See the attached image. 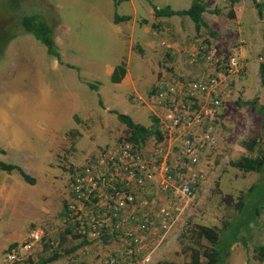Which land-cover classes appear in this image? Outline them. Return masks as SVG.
Returning a JSON list of instances; mask_svg holds the SVG:
<instances>
[{
    "label": "rangeland",
    "instance_id": "rangeland-1",
    "mask_svg": "<svg viewBox=\"0 0 264 264\" xmlns=\"http://www.w3.org/2000/svg\"><path fill=\"white\" fill-rule=\"evenodd\" d=\"M204 3L213 12V4ZM142 4L150 9L153 4L184 10L191 1L124 0L116 5L113 0H0V162L17 165L36 180L30 185L19 172L0 169V264H9L5 252L11 244L22 243L40 230L48 242L62 243L65 238L62 258L52 264H102L112 255L113 248L110 252L89 246L64 253L81 243L66 236L63 220L77 168L128 136L117 113L152 126L153 117L160 115L152 102L153 91L179 78L201 76L200 68L206 69L204 55L198 52L202 36L196 33L189 41L196 43L197 55L188 52L196 69L184 75L181 71L188 67L183 58L187 57L181 50L187 46L164 33L173 25L171 20L159 32L143 22L148 12ZM217 9L220 15L212 13V18L208 12L206 19H211L213 24H209L217 33L226 35L218 39L219 44L207 39L223 55L229 53L231 42L241 41L237 54L245 61V71L233 78L232 94L219 110L218 145L203 165L207 176L201 192L170 234H163L159 220H154L146 246L137 257H131L132 264H144L149 253L154 254L147 264H189L196 227L221 229L225 223L234 225L247 218L254 213L247 192L255 185L264 188V172L243 173L230 165L248 155L245 142L260 139L262 145L264 141V118L247 105L264 106V87L256 71L258 46L250 35L251 27L255 31L258 24L247 11L239 13V22H231V6ZM24 15H39L53 28L60 59L48 55L45 46L22 28ZM116 15L130 16L136 23L116 24ZM122 64L127 74L114 83L113 72ZM150 192L145 200L155 211L165 201L155 189ZM238 203L243 204L241 209ZM241 235L245 245L236 243L222 264H264L255 252L264 245V208ZM44 244L38 243L17 264L48 258L51 254H46ZM120 253L126 259L125 252H114L115 257Z\"/></svg>",
    "mask_w": 264,
    "mask_h": 264
},
{
    "label": "built area",
    "instance_id": "built-area-1",
    "mask_svg": "<svg viewBox=\"0 0 264 264\" xmlns=\"http://www.w3.org/2000/svg\"><path fill=\"white\" fill-rule=\"evenodd\" d=\"M203 1L213 4L215 10L220 6L234 9L237 2L244 0ZM252 3L262 8L258 16L262 30L258 61L264 64V0ZM207 38L214 40L202 37L203 43L209 42ZM203 43L199 48L206 73L186 80L181 90L176 81L164 84L152 96L153 104L160 109L156 116L166 137L164 141L152 138L136 146L123 140L77 168L66 203L68 220L90 243L89 247H103V237L111 236L113 252L136 256L145 248L147 235L154 226L145 200L150 190L155 189L165 201L158 207L159 225L165 235L175 229L201 192L207 176L203 165L218 145L219 110L232 94L233 78L246 66L237 54L241 41L232 43L226 55L218 52L212 41L209 45ZM166 202L173 203L175 208ZM44 235L41 230L33 231L26 241L8 247L7 263H20L43 241ZM123 256H109L104 264H113Z\"/></svg>",
    "mask_w": 264,
    "mask_h": 264
},
{
    "label": "trees",
    "instance_id": "trees-1",
    "mask_svg": "<svg viewBox=\"0 0 264 264\" xmlns=\"http://www.w3.org/2000/svg\"><path fill=\"white\" fill-rule=\"evenodd\" d=\"M116 5L124 0H113ZM235 3H233L234 5ZM154 14L157 18L160 17H173V16H188L192 20L195 25L196 32L199 34L202 28L208 30L207 32L211 37H217L215 32H210L209 26L203 20V14L207 11L206 5L203 0H194L191 7L188 10H172L169 7L159 8L153 5ZM259 12H262V8L259 6ZM214 14L220 15L221 10L215 9L213 10ZM230 19L235 18V12L233 9L230 10L228 14ZM130 16H115V23L128 22L130 21ZM22 28L30 35H33L38 41H40L46 48L47 54L60 59V54L57 47V42L54 36L53 28L48 24V22L39 15H24L20 21ZM204 37V36H202ZM215 39V38H214ZM204 45H209L208 41L203 43ZM261 45L258 47V53ZM257 53V62L259 64V76L261 85L264 87V64H261L258 61L259 54ZM245 71V70H244ZM243 71V72H244ZM242 72V73H243ZM127 74V69L124 64L115 68L112 81L114 83H120ZM186 80L179 78L176 80V84L178 89L181 90L185 86ZM164 85V84H163ZM162 85V86H163ZM91 88L94 91H98V87L96 85H91ZM160 87H158L159 89ZM158 89L153 91V95L158 91ZM232 90V89H231ZM232 93V92H231ZM152 95V96H153ZM100 105L103 106L102 101H100ZM252 109L257 110L262 118H264V106L257 109L255 103H248ZM113 113H117L113 111ZM119 121L125 125L128 129V136L125 139H120L118 142L126 140L133 143L136 146H141L149 141L152 138H156L159 141H164L165 136L160 130V126L158 124L157 116L153 117L154 124L152 126H144L139 123H135L133 119L123 113H117ZM264 126V120H263ZM108 148V147H106ZM105 149V148H104ZM245 149L248 152V155L242 156L240 159L233 161L230 165L243 172V173H257L262 174L264 172V141L263 144L260 145V139H250L245 142ZM103 150V149H102ZM0 169L2 171L12 173L14 171L19 172V174L23 177V179L30 185H34L36 180L28 175L21 167L17 165L6 164L0 162ZM248 199L250 200V204L254 207V213H250L247 218L236 222L234 225L225 223L221 229L218 227H209V226H197L194 231L195 236V245L190 248V263L189 264H222V262L230 255L231 248L238 242H241L245 245V240L242 237L243 229H248L250 227L251 222L253 223L261 213V210L264 208V188H260L258 185L253 186L246 194ZM243 199V198H241ZM248 200V202H249ZM259 201V202H258ZM239 208L241 209L243 204L238 203ZM65 216L64 222L67 225V237L72 235L75 239H80L81 243L76 247H73L69 250L64 251V253H75L83 246H90V243L86 240L85 237L81 236L80 233L75 231V228L72 226V223L68 220V209L67 204L65 205ZM147 213L149 215L150 221L153 222L158 218V209L152 210L151 207L147 206ZM148 237V236H147ZM65 243V238L63 237ZM103 247H94L96 250H110L112 252V248L110 249L111 242L114 240L111 239V236L103 237ZM110 240V241H109ZM113 240V241H112ZM44 249H46V254H51L48 258L40 259L37 263L31 262L30 264H52L57 262L60 258H62V243L48 242L46 239V235L43 237ZM16 245V244H14ZM12 246V245H11ZM86 249V248H85ZM255 252L257 254V259L261 262H264V245L257 246L255 248ZM108 256L115 257L114 252L112 255L108 254ZM138 256V255H137ZM136 256V257H137ZM132 256L124 258H119L118 261L113 264H120L129 262L132 264L131 258ZM107 257L106 259H109ZM140 258V257H138ZM105 259V260H106ZM105 260L102 261V264L105 263ZM156 264H178L175 262H158Z\"/></svg>",
    "mask_w": 264,
    "mask_h": 264
},
{
    "label": "crops",
    "instance_id": "crops-1",
    "mask_svg": "<svg viewBox=\"0 0 264 264\" xmlns=\"http://www.w3.org/2000/svg\"><path fill=\"white\" fill-rule=\"evenodd\" d=\"M127 1H129V0H127ZM190 1H191V5H192V3H193L194 0H190ZM140 7L142 9H144L145 12H148V18L145 21L143 20V22L149 23L152 26V30H154L156 32H159L160 31L162 25H165V24L169 25V22L171 20V22L173 23V25L167 26L166 27L167 29H166V31L164 33L167 34L168 39H170V37H172L175 40H178L179 39V41L181 42V44L184 45L183 47L187 46L184 50H181V51L184 52V53L181 52V54H183V56H186L187 57V59L185 57L183 59L186 60L185 61V64H187L188 70L186 71V70L183 69L181 72H183V74L186 73L184 75H191L194 72V70L196 69V67H195L196 65L191 66L192 60H190V55L188 54V52H192V53L196 54L198 52L200 53V49H198L199 51L197 52L196 51V43H194L193 45H191L189 43L190 39L192 37L194 38L195 34L197 33L196 32V29H195V25L192 22V20L190 19V17H188V16H173V17H160V18H157L155 16V14H154L153 8L150 9L149 7H147V5H144V4L140 5ZM152 7H153V4H152ZM166 7H169V6H166ZM189 8L187 6L184 10H188ZM233 10L235 12V18L233 20H231V22L232 21L239 22V13L244 12V11L245 12L247 11L253 17L252 22L255 21L258 24V27H257V29L255 31L252 29L253 26L251 27L250 35L252 34V38L255 41L254 46H258L259 47V45L261 43V39H262L261 38L262 30L260 28L259 23L256 20L258 18V16H261L259 14V11H260L259 8L258 7H255L253 5L252 0H244V1L237 2L234 5V9ZM175 11H177V10H175ZM208 12L210 13L209 17L214 18V14H212V10L209 9V6H208V10L203 14V20L209 26L210 32L211 31L212 32H215L216 35H217V37H214L215 39L213 37H211V35H209V33L207 32L208 30H206L205 28H202L201 32L199 33V36H204V37L209 36V37L213 38L214 41H216L218 43V39H221L226 34L223 33L221 35L220 33H217L215 31V27L214 26L213 27L210 26V24L212 25L213 23L211 22V19L210 18H209L210 19L209 21L206 19V15H207ZM131 19L128 22L134 21V20H131ZM133 23H136V22L134 21ZM156 24H158L160 26H156ZM186 27L188 28L187 31H186ZM227 30H228V28H227ZM167 31L170 32V33H168ZM133 32H134V25L132 24L131 25V34H133ZM231 43H235V42L233 41ZM231 43L228 44V45H231ZM192 46H195V48H192ZM192 67H194V69H192ZM200 69H201L202 74H205L206 73V70H205L204 67H201ZM256 71H259V64L258 63H256ZM181 72H179V73H181ZM180 75H182V74H180ZM186 80H187V78H186ZM148 235H150V233H148ZM14 243L17 244L16 242H14ZM14 243L11 244V245H14Z\"/></svg>",
    "mask_w": 264,
    "mask_h": 264
},
{
    "label": "clouds",
    "instance_id": "clouds-1",
    "mask_svg": "<svg viewBox=\"0 0 264 264\" xmlns=\"http://www.w3.org/2000/svg\"><path fill=\"white\" fill-rule=\"evenodd\" d=\"M146 240H147V239H146ZM14 244H15V243H14ZM17 244H18V243H17ZM145 246H146V245H145ZM141 252H142V251H141ZM153 254H154V253H149L148 256L145 257V262H144V264H147V261L151 259V257H152ZM138 255H139V254H138ZM136 256H137V255H136ZM136 256H135V257H136ZM133 257H134V256H133ZM12 259H14V257H12Z\"/></svg>",
    "mask_w": 264,
    "mask_h": 264
}]
</instances>
